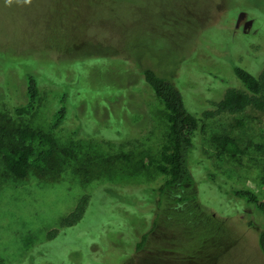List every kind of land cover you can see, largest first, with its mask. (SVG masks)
Listing matches in <instances>:
<instances>
[{"label":"rangeland","instance_id":"1","mask_svg":"<svg viewBox=\"0 0 264 264\" xmlns=\"http://www.w3.org/2000/svg\"><path fill=\"white\" fill-rule=\"evenodd\" d=\"M235 64L262 73L264 0H0V111L17 121L35 74L37 121L69 94L55 134L76 155L48 180L6 181L0 163V264H264V218L233 192L264 201V112H217L229 88L244 89ZM144 69L173 80L202 121L190 199L177 203L176 189L163 208L167 177L140 167L169 130ZM222 135L246 151L241 160L222 152ZM86 197L84 217L63 227Z\"/></svg>","mask_w":264,"mask_h":264},{"label":"trees","instance_id":"2","mask_svg":"<svg viewBox=\"0 0 264 264\" xmlns=\"http://www.w3.org/2000/svg\"><path fill=\"white\" fill-rule=\"evenodd\" d=\"M234 72L244 89L229 88L217 103V112L242 114L249 108L264 112V68L262 73L257 75L235 64ZM142 74L146 85L165 107L169 130L158 157L144 154L140 167L146 170L154 166L167 177L165 183L158 189L161 208L165 202L169 203L170 196L176 189L180 190L177 203L181 204L189 201L190 198L185 196L184 191L187 185L195 181L191 156L202 121L197 114L189 110L183 92L173 80L161 76L152 69H144ZM26 86L27 101L24 105L14 108L17 118L15 123L10 120L9 115L0 111V163L4 168L3 179L18 183L27 181L33 175H37L40 180L57 179L67 161L76 158L73 149L62 147L60 138L55 134L68 120L70 106L66 102L69 94L61 97L59 107L50 121H37L42 102L38 77L33 73H27ZM216 141L230 160L239 161L246 155L239 142L230 135L218 136ZM76 173L83 177L81 170H76ZM233 192L237 197L256 206L264 218V201L254 191L235 189ZM88 202V198H84L75 212L64 219L63 227H71L79 222L84 217ZM157 216H161L160 211ZM251 223L254 225L253 221ZM149 237L150 232L142 235L136 245L137 252L147 247ZM259 242L264 255V231L260 233Z\"/></svg>","mask_w":264,"mask_h":264},{"label":"water","instance_id":"3","mask_svg":"<svg viewBox=\"0 0 264 264\" xmlns=\"http://www.w3.org/2000/svg\"><path fill=\"white\" fill-rule=\"evenodd\" d=\"M253 21H249L247 24H246V28H245V31L248 30L249 27H251L253 25Z\"/></svg>","mask_w":264,"mask_h":264},{"label":"clouds","instance_id":"4","mask_svg":"<svg viewBox=\"0 0 264 264\" xmlns=\"http://www.w3.org/2000/svg\"><path fill=\"white\" fill-rule=\"evenodd\" d=\"M25 2L27 3V2H30V0H25Z\"/></svg>","mask_w":264,"mask_h":264}]
</instances>
